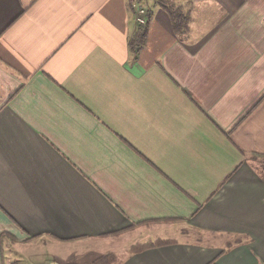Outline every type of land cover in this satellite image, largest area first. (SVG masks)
Wrapping results in <instances>:
<instances>
[{"label":"crops","instance_id":"0c3cea01","mask_svg":"<svg viewBox=\"0 0 264 264\" xmlns=\"http://www.w3.org/2000/svg\"><path fill=\"white\" fill-rule=\"evenodd\" d=\"M169 1L0 0V264H264V0Z\"/></svg>","mask_w":264,"mask_h":264},{"label":"trees","instance_id":"16d2710c","mask_svg":"<svg viewBox=\"0 0 264 264\" xmlns=\"http://www.w3.org/2000/svg\"><path fill=\"white\" fill-rule=\"evenodd\" d=\"M132 2L137 1L138 0H131ZM158 2V4L161 5L162 8H164L171 16V18L176 21L177 20V13L174 9L173 4L169 1V0H156ZM166 242L164 241H156V242H151L145 245H138L135 246L131 249V252H141L144 251L146 249L152 248V247H156V246H161L163 244H165ZM168 243V242H167ZM117 261V256L114 255L113 253H106L104 255H102L101 257H99L98 259H96L92 264H115Z\"/></svg>","mask_w":264,"mask_h":264},{"label":"built area","instance_id":"2783aa9c","mask_svg":"<svg viewBox=\"0 0 264 264\" xmlns=\"http://www.w3.org/2000/svg\"><path fill=\"white\" fill-rule=\"evenodd\" d=\"M134 7L136 9V18L139 25L143 26L148 23L149 20V12L148 10L140 3L135 1Z\"/></svg>","mask_w":264,"mask_h":264},{"label":"rangeland","instance_id":"374dc122","mask_svg":"<svg viewBox=\"0 0 264 264\" xmlns=\"http://www.w3.org/2000/svg\"><path fill=\"white\" fill-rule=\"evenodd\" d=\"M109 253H111V252H109ZM114 255H116L115 253H113ZM41 258V257H40ZM37 264V263H36Z\"/></svg>","mask_w":264,"mask_h":264}]
</instances>
